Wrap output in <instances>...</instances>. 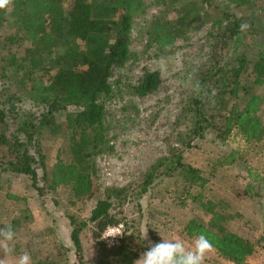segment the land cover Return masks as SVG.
Wrapping results in <instances>:
<instances>
[{"label": "trees", "instance_id": "1", "mask_svg": "<svg viewBox=\"0 0 264 264\" xmlns=\"http://www.w3.org/2000/svg\"><path fill=\"white\" fill-rule=\"evenodd\" d=\"M182 3L176 23L159 18L148 22L146 32L161 50L176 48L183 36L199 30L212 20L219 24L210 32L213 39L211 66L193 82L195 93L187 102L186 114L192 117V130L200 140L207 132L225 139L234 131L247 143L264 141L261 109L264 98L249 83L246 73L253 75V85L264 81V40L257 46L261 30L229 13L212 7L211 0H172ZM237 9L252 5V0H218ZM12 0L0 9V77L8 88L0 90V168L6 172L29 176L40 194L68 187L82 199L96 195L94 159L114 151L108 138L105 102L113 94L108 82L112 70L122 68L130 60L132 21L145 13L143 0ZM223 22H227L223 26ZM254 37L248 41L245 31ZM248 41V42H247ZM163 81L158 70H146L130 85L133 94L145 97L156 91ZM16 91L14 96L10 89ZM22 97L43 106L41 115L15 106ZM24 104V102H23ZM73 108V110H71ZM66 113L63 121L58 116ZM65 128L74 134L68 155L58 152L56 163L42 179L46 189L37 184L36 166L44 167L42 139ZM15 133L9 137V132ZM232 156H229L231 158ZM163 160L151 168L142 186L146 192ZM233 159L227 160L232 163ZM178 157L171 170H185L194 183L204 181L193 168H186ZM169 171V170H167ZM166 171V172H167ZM206 212L213 215L209 225L190 220L183 230L189 238L203 232L212 241L213 250L233 264H248L256 254V245L235 233L223 231L214 205L203 203L202 197L191 196ZM19 200L15 196H7ZM127 201L126 191L107 189L87 221L71 217L70 238L79 264H85L80 240L88 223L94 224L92 237L97 245L98 264H133L139 258L123 236L118 245L106 248L99 239L110 225L119 223L111 213L115 202ZM116 202V203H118ZM1 257V255H0Z\"/></svg>", "mask_w": 264, "mask_h": 264}, {"label": "rangeland", "instance_id": "2", "mask_svg": "<svg viewBox=\"0 0 264 264\" xmlns=\"http://www.w3.org/2000/svg\"><path fill=\"white\" fill-rule=\"evenodd\" d=\"M143 1L145 13L132 21L130 30V60L122 68L115 67L108 80L113 94L105 102L106 125L114 151L94 159L96 195L79 199L68 187L47 192L46 180L58 152L66 157L74 138V134L65 128L54 134L45 133L41 141L45 162L44 167L36 166V173L38 186L46 189L42 194L29 176L0 168V227L11 224L16 233L11 242L14 251L8 257L9 264H16L22 252L30 254L32 264H79L70 238V218L79 222L89 220L107 189H122L128 198L122 204L112 199L115 204L111 213L117 216L119 223L102 232L99 241L106 248L107 242L113 239L107 237L109 230L118 235L114 237L117 245L123 236L128 237L131 249L139 257L150 244L161 239L180 238L186 246H191L194 238L185 235L186 224L195 219L209 225L213 219V215L191 197L196 196L202 197L205 205L212 203L215 211L224 217L220 220L223 231L240 235L256 245V254L248 259V264H264V141L247 143L237 131L225 139L207 132L200 140L193 133L191 115L186 114L188 99L195 93L193 82L212 65L210 57L214 42L209 34L220 25L209 20L201 29L183 36L176 48L161 50L146 32L147 24L157 18L176 23L182 3ZM199 1L200 4L208 2ZM211 2L219 12L254 24L261 30L256 37L257 46L262 44L264 0H252L250 7L242 9L218 0ZM72 3L73 0H66L65 5ZM226 23L223 22V26ZM245 35L248 41L254 37L250 30H246ZM3 65L1 62L0 66ZM146 70H159L163 81L156 91L138 97L130 85ZM254 78L246 73L242 82L249 83L254 92L264 98V81L256 86L253 85ZM3 88L9 89V85L0 77V90ZM10 91L16 96L13 88ZM19 98L13 100L15 106L24 105L28 112L41 115L43 106ZM65 115L58 116V121H63ZM261 116L264 121V105ZM14 133L12 129L9 137ZM178 157L185 169H195L204 181L194 183L186 178L184 169L171 170ZM230 159L233 162L229 164L227 160ZM161 160L162 167L143 192L146 175ZM44 173H47L46 180L42 179ZM10 195L19 200L7 198ZM93 228L94 224L88 223L80 235L85 264H98ZM146 230L147 238L144 239ZM0 255L3 257L2 252ZM204 264L233 263L212 249L206 254Z\"/></svg>", "mask_w": 264, "mask_h": 264}, {"label": "clouds", "instance_id": "3", "mask_svg": "<svg viewBox=\"0 0 264 264\" xmlns=\"http://www.w3.org/2000/svg\"><path fill=\"white\" fill-rule=\"evenodd\" d=\"M12 3V0H0V9H5ZM148 230L144 231L143 238H147ZM16 233L11 224L0 227V264H9L8 257L12 255L14 249L11 242L15 239ZM109 236H118L114 231L109 232ZM105 237V238H107ZM213 249L212 241L201 232L197 234L191 246H186L180 239L165 240L152 243L133 264H204L206 254ZM16 264H32L31 256L28 252H22Z\"/></svg>", "mask_w": 264, "mask_h": 264}, {"label": "built area", "instance_id": "4", "mask_svg": "<svg viewBox=\"0 0 264 264\" xmlns=\"http://www.w3.org/2000/svg\"><path fill=\"white\" fill-rule=\"evenodd\" d=\"M119 229H120V228H119ZM110 231H114V230H109V232H110ZM116 231H118V229H116ZM110 238H113V239L110 240V243L107 242L108 245H106V246H107L108 248L113 247V246L117 243V241L115 242L114 237L109 236V239H110Z\"/></svg>", "mask_w": 264, "mask_h": 264}]
</instances>
